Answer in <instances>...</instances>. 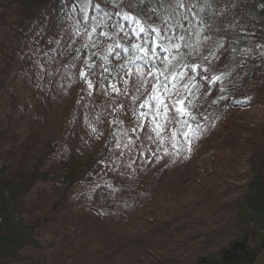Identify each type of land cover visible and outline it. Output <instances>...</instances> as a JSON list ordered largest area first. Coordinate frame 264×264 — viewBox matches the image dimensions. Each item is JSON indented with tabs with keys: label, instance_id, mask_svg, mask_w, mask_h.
I'll return each mask as SVG.
<instances>
[{
	"label": "trees",
	"instance_id": "obj_1",
	"mask_svg": "<svg viewBox=\"0 0 264 264\" xmlns=\"http://www.w3.org/2000/svg\"><path fill=\"white\" fill-rule=\"evenodd\" d=\"M153 28L162 41L153 43ZM0 63V108L8 98L11 114L0 115V264H60L65 252L75 257L65 264H177L179 254L150 251L153 224L132 237L118 229L154 200V181L171 196L187 188L208 152L213 179L218 161L223 173L245 167L224 206L238 226L209 257L178 243L180 262L255 259L264 244V125L239 119L264 106V0H0ZM32 103L31 134L41 133L22 144L12 136ZM43 194L51 201L42 207ZM39 231L53 253H41Z\"/></svg>",
	"mask_w": 264,
	"mask_h": 264
},
{
	"label": "rangeland",
	"instance_id": "obj_2",
	"mask_svg": "<svg viewBox=\"0 0 264 264\" xmlns=\"http://www.w3.org/2000/svg\"><path fill=\"white\" fill-rule=\"evenodd\" d=\"M18 89L19 82L17 81L12 86L9 96L15 98L17 96L16 91H18ZM30 101H33V99H31ZM11 102L13 101L11 100ZM8 103L9 101L7 98L3 106L4 108H0L1 121H4L8 114L11 115L10 113H8L10 112L8 110ZM63 105L66 107L68 103L65 102ZM37 107L38 106L36 103H32L29 113L30 118H28L27 122L21 123V125L17 128L18 130L13 133L14 136L10 135L14 140L16 137H18L19 140L23 142L22 144H25L27 140H30L28 142L31 143V140H33L37 136V138L39 139L41 130L39 134H37V132L36 134H31L32 126L30 129V122ZM242 114V118L239 119L240 121H242V125L250 127H257L261 125V127H263L264 106H257L247 112H242ZM48 119L51 128H47L43 132L44 136L47 135V131L49 129L54 132V128L58 127V124L61 120L59 113H57V115L53 114ZM240 121L239 123L241 124ZM11 129L14 130L13 128ZM26 137H28V139L25 141ZM3 152V154L6 155L8 152H10V149L5 148L3 149ZM209 154L210 153L208 152L201 155L197 159V163L193 166L191 172L187 174L189 175L187 188H185L186 184L177 187L176 182L170 184L172 186H175L177 189L179 187H183L179 190L180 193H175V190L173 192L175 193L173 196H171L170 194L167 195V193H164V191H166L164 188L169 185H165L164 183L160 182L156 183V181H154V185H157L156 187L158 190L157 192H155L156 196L154 197V200H152L145 209H140L138 211L139 215L136 216V218L134 217V219L131 222L127 223L124 228H119L118 230H125V232L130 235V237H132L133 235L142 233L147 229L149 225L153 224L150 227V229L153 228V231L149 233L151 234V236L147 241L151 243L150 251L154 252L155 250L159 249L162 252L166 251L172 257H175L179 254V260L176 259L175 261L177 262V264H181L180 256L183 254L180 255V252L182 249L187 250L188 252H194L196 249H201L202 251H205L207 255L206 257H209L210 254H218V252L225 248L226 245L231 242L234 237L233 227L235 221L231 217V212H228V210L224 206H226L225 204H229L231 203V201H234L236 199L237 188L241 183H243V180L241 178L244 176L245 167H240V165L234 166L231 169L230 173V169L223 173V170L226 169V166L222 161H218L214 167V170L216 171V177L213 179V175L209 174L211 167L213 169V166L210 164L208 156ZM12 155L13 151L12 153L7 154V158H13L11 157ZM18 160L19 158L16 156V161L19 162ZM13 168H16V164L13 166ZM203 170L208 171V175H202L201 172ZM196 172L198 173V176ZM192 173L194 174L192 175ZM195 175L197 176V178L194 177ZM218 178L223 181L215 182ZM42 188L43 186H38L39 193H41ZM210 188H214V192H209V194L203 196L204 192H207V190ZM203 189L205 190L203 191ZM36 192L37 191L32 192L30 196L34 197ZM199 196H203V201L205 202V204H203L202 206H200L201 198L198 200ZM47 199L43 194V201L41 203L42 207L44 206L42 205L44 204V201L50 203L51 199ZM85 202L89 204L90 199L85 200ZM85 202L82 200L81 204L85 205ZM28 206H30V204ZM151 216H154L155 221H151ZM84 219L82 221L85 223L86 221H84ZM71 224L73 225L74 221L67 224V226H71ZM235 226L238 225L235 224ZM81 227L82 226H79L74 230V232H78V229ZM166 228H168L167 232H170L171 235L164 238L161 236V233L165 232ZM37 236L40 244L44 247V252L41 251V253H46L47 255L53 253V250L49 247V244H46L47 236L43 234L42 231H39ZM73 238L74 233H71L69 235V242H71ZM180 242L185 243V248L182 247V249L177 250L176 245ZM94 246L95 245L91 242L86 244L84 249L80 250V254L78 256L79 260H85L87 251L92 250ZM68 254L69 253L67 252L63 254V256L59 259L60 264H65L73 261L75 257L69 258ZM124 262H122L121 264H123ZM77 264H82V262L78 261Z\"/></svg>",
	"mask_w": 264,
	"mask_h": 264
},
{
	"label": "snow or ice",
	"instance_id": "obj_3",
	"mask_svg": "<svg viewBox=\"0 0 264 264\" xmlns=\"http://www.w3.org/2000/svg\"><path fill=\"white\" fill-rule=\"evenodd\" d=\"M124 19L125 20H129L131 18L128 17V16H125ZM138 30H139L140 33H144L145 32V28L142 27V26H139V25H138ZM151 31L156 33V38L153 41V43H156V41H162L164 39V37L161 36L160 32H158L157 29L153 28ZM162 31L163 30L161 29V32ZM157 46L158 47H162V44H158ZM136 47H138L140 49H143L142 45H138ZM145 54L147 55V52H145ZM89 86L91 87V85H89ZM177 104L179 105V107H177L176 111L179 112L181 115H185L186 114V109H185V106H184V102L183 101H177ZM185 123H186V121H185ZM184 135H187V133H184Z\"/></svg>",
	"mask_w": 264,
	"mask_h": 264
},
{
	"label": "water",
	"instance_id": "obj_4",
	"mask_svg": "<svg viewBox=\"0 0 264 264\" xmlns=\"http://www.w3.org/2000/svg\"><path fill=\"white\" fill-rule=\"evenodd\" d=\"M251 264H264V244L261 249L257 253L255 259L251 262Z\"/></svg>",
	"mask_w": 264,
	"mask_h": 264
}]
</instances>
